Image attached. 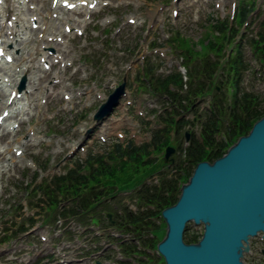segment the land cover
<instances>
[{
    "label": "rangeland",
    "instance_id": "374dc122",
    "mask_svg": "<svg viewBox=\"0 0 264 264\" xmlns=\"http://www.w3.org/2000/svg\"><path fill=\"white\" fill-rule=\"evenodd\" d=\"M33 1L37 3L38 8L43 6L38 12L39 15L41 12L48 13V1ZM101 1L107 2L108 5L98 4L92 9L91 12L94 13L89 18L88 14L77 16L79 14L76 11L63 15H70L67 23H70L71 27L79 26L69 31L65 30L62 24L59 26L61 32L65 34L63 39L69 43V46H62L65 50L63 59H67L66 65H56L53 71L40 74V76L44 75L42 83H45L43 87L41 83L40 87L34 89L28 96V103L31 102L32 106L31 113L13 109L16 116L11 120L17 121L21 118L20 120L25 122H20L14 134L5 132L0 136V249H5L0 253V264H6L11 249L16 250L14 256L22 254L26 237L19 236L16 232L17 225L22 221L26 227H32L30 230L36 228L46 234L51 239L48 244H55V248L61 246L59 241H71L73 247L78 245L76 237L80 235L78 239L86 240L88 245V249L84 252L93 253L91 258L102 261L105 258L104 253H109L110 256L116 254L113 253L117 250L116 246H113L115 250L113 252L105 250L100 253V248L104 247V250L105 246H110L106 237L107 232H115L106 223L92 227L89 232L84 230V224L76 219L41 225L52 217L49 216L50 210L45 205L32 209L33 203L41 195L34 192L27 194L25 186L34 184L37 175L38 180H48L54 174L64 172L70 165V162L66 163L64 157L70 152L71 145L80 142L87 128L94 123L93 113L102 102L98 96L109 94L111 86H116L123 79L126 80L127 95L114 110L113 116L119 121L112 123L107 130L105 145L117 138L115 135L117 131L124 133L126 139L124 142L130 139L132 133L135 134L132 138L135 144L151 139L152 131L163 126L158 120V114L162 115L169 111L168 103L165 97L147 91L145 86L142 87L138 76L141 72L140 68L146 64L147 59L155 66V76L165 75L176 69L182 74L185 72L181 67L183 58L179 53L180 50L170 47L173 43L169 38L175 32L190 39L193 50L207 52L206 42L201 43L199 40L203 31L213 30L211 25L216 21L221 23L226 18L235 16L236 28L242 30L236 35L235 41L239 42L237 46L241 50L243 60L249 65L242 75L241 89L264 97V65L260 63L258 55L252 52L249 43L254 35L264 33V0H163L168 2V5L161 4V0ZM173 10H177L178 13L172 15ZM242 10L254 11L247 18V24H244L243 20H238ZM31 13V10L24 12L25 22L28 19L25 17ZM131 19L134 20L133 23L129 21ZM85 20L89 23L86 24ZM79 29L82 31L81 34ZM6 34L11 38L14 46L19 43V41L15 43V38L9 32ZM33 37H37V32ZM26 44L27 42L24 48L15 46L17 51L13 54L15 56L13 63L18 66L2 70V75H8L6 78L20 69L19 60L33 42L30 41L28 46ZM55 75L63 80L61 84L52 82ZM63 93L69 94L71 98L65 99ZM3 95L5 101L6 94L0 89V97ZM209 99L210 96H206L205 100L199 101L200 111L207 106ZM126 101H131V105H127ZM2 109L1 105L0 111ZM138 110L141 115L137 114ZM122 115H127L133 122L125 121L126 116L122 117ZM187 117L191 118V114ZM191 127L188 125L182 130ZM30 128L33 130L29 132ZM192 129L198 134L199 125H195ZM32 132L42 136L41 140L31 141ZM170 137L173 141L174 138L178 139L174 134H170ZM179 138L185 142L184 136L183 139ZM88 139V142L92 141L91 146L98 143L94 146V151L99 152L102 149L103 142L99 139L98 133ZM11 146L20 147L23 150L22 155L15 154L10 149ZM4 148L6 149L3 152ZM74 154L80 155L81 151H76ZM8 157H12L14 162L8 161ZM136 175L139 177L140 173L137 171ZM135 177L133 175L132 179ZM126 184L123 186L125 187ZM51 215L56 217L57 214L51 212ZM27 218H32L33 223L27 221ZM65 223L68 233L64 232ZM202 231V224L189 223L185 233L200 235ZM95 234L98 236L96 239L93 238ZM28 240L36 239L31 235ZM249 246L250 252L244 254L243 261L249 264H264V254L261 252V249H264V242L260 237L249 239ZM80 250L82 251V248ZM36 251L34 250L33 253ZM73 252L77 254L76 250ZM43 259L41 257L40 264L43 263Z\"/></svg>",
    "mask_w": 264,
    "mask_h": 264
},
{
    "label": "trees",
    "instance_id": "16d2710c",
    "mask_svg": "<svg viewBox=\"0 0 264 264\" xmlns=\"http://www.w3.org/2000/svg\"><path fill=\"white\" fill-rule=\"evenodd\" d=\"M249 11L251 10H242L239 19H244ZM211 26L213 30L205 29L199 38L201 43L206 42L207 52L193 50L191 40L178 32L171 38L181 50L182 65L187 69L188 88L184 93H179L185 84L181 73L171 72L163 77H155L152 64L147 62L144 68V74L149 77L148 81H152L153 88L169 99L173 114L187 112L190 107H195L196 96L206 88H209L208 91H216L215 83L221 84L222 81L218 80L219 71L226 73L225 79L232 88L231 99L228 101L224 93L218 94L217 103L201 122L199 138L191 137L185 148V166L176 163L173 167L175 173L168 177L169 170H158L156 159L152 156V153H158L166 146L171 128L169 124H175L176 134L185 125L183 119L174 120L169 111L166 117H160L165 124L152 133L149 142L138 146L132 142L125 146L113 143L103 153L89 151L84 160H76L65 174L53 176L51 180H44L37 185L45 195L43 200L52 208L58 207L61 201L66 202L67 208L61 213L63 215H79L83 220V217L97 218V212L100 211L111 212L115 227L128 234L115 240H123L120 246L129 255L137 256L138 264H144L147 260L163 263L162 258L148 252L155 248L164 235L162 220L157 224L156 218L162 209L176 202L179 185L189 177L192 167L200 161H212L220 157L227 146L224 138L233 142L246 134L253 122L264 115V97L241 89L242 75L248 65L243 60L240 48L235 46L234 51L231 49L229 53H225L226 44L237 45L233 39L239 31H236V22L229 26L227 20L222 23L216 21ZM250 45L252 52L258 55L259 61L264 65V33L252 37ZM225 121L228 122L229 130L224 126ZM179 147L181 148L180 144ZM137 171L140 173L139 177L136 175ZM133 175L137 178L132 179ZM155 175L159 176L157 183H148ZM125 189L133 191L138 205L136 212L121 204L122 197L117 196L119 191ZM119 210H122L120 214ZM20 230H24L22 225L18 231ZM184 238L186 242H195L199 237L186 233Z\"/></svg>",
    "mask_w": 264,
    "mask_h": 264
},
{
    "label": "water",
    "instance_id": "95a60500",
    "mask_svg": "<svg viewBox=\"0 0 264 264\" xmlns=\"http://www.w3.org/2000/svg\"><path fill=\"white\" fill-rule=\"evenodd\" d=\"M124 93V84L102 104L96 120L107 116ZM174 153L165 150V160ZM166 234L157 244L165 264H245L249 238L264 239V116L212 162L196 164L177 201L162 210ZM203 224L201 239L184 241L186 225ZM245 242V245L244 243Z\"/></svg>",
    "mask_w": 264,
    "mask_h": 264
},
{
    "label": "bare ground",
    "instance_id": "6f19581e",
    "mask_svg": "<svg viewBox=\"0 0 264 264\" xmlns=\"http://www.w3.org/2000/svg\"><path fill=\"white\" fill-rule=\"evenodd\" d=\"M89 2H91V1H89ZM2 10H3V14H2V17L5 15V14H8V17H7V19H10L11 18V15H16V18H15V20H14V22H13V26L10 28V27H8L7 29H10V30H12L11 31V33H14V36H18L17 37V39H21V33H20V27H22V26H25V22H24V18H23V16H22V14H17V13H13V8H12V4L10 3V2H6L5 3V1H4V3H3V5H2ZM55 11V10H54ZM56 18H52V19H50V20H44V22H43V24H45L46 25V28L45 29H48L49 27H50V25H52V23H53V21L55 20ZM3 29H1V31H2ZM29 34V33H28ZM30 35V34H29ZM16 43V42H15ZM7 50V49H6ZM39 52V50L37 49V48H35L34 49V51L31 53V55H32V58H31V60H32V63H28V64H24V66L23 67H26V70L27 71H31V69L33 68V67H35V66H33V61H34V54L36 53V54H39V59H40V56L42 57L43 56V53H38ZM0 63H2L3 65H5V63L4 62H0ZM19 72V71H18ZM17 75L19 76L20 75V73L18 74L17 73ZM58 78V77H57ZM5 88L6 89H8V88H10V90H9V94L7 95V98L9 97V95H10V92L12 91V90H15L16 88L13 86V87H10V86H8L7 84L5 85ZM16 101V99H13V101H12V103L14 104H17V102H15ZM5 103L7 104V99H6V101H5ZM28 104V107H29V105H30V103H27ZM31 106V105H30ZM10 116V115H9ZM9 116L7 117V119H9L10 120V122H9V125H11V126H13V125H15L16 124V121H12L10 118H9ZM8 126V125H7ZM15 131V129H13V132ZM37 138H39V136H37ZM34 139H36V137H34ZM12 149V148H11ZM18 149H20V148H16L15 149V151L16 150H18ZM2 155V154H1ZM7 160L9 161H12V162H14V160H13V158L12 157H8L7 158Z\"/></svg>",
    "mask_w": 264,
    "mask_h": 264
}]
</instances>
